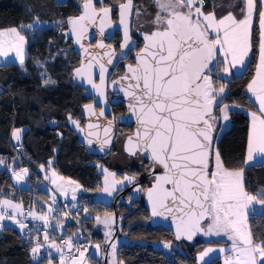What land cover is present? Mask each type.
Segmentation results:
<instances>
[{
    "label": "snow or ice",
    "instance_id": "1",
    "mask_svg": "<svg viewBox=\"0 0 264 264\" xmlns=\"http://www.w3.org/2000/svg\"><path fill=\"white\" fill-rule=\"evenodd\" d=\"M96 8L94 0H84L82 14L70 17L67 23L71 26V33L79 42L87 32L88 25L95 24L99 19V28L103 34L105 27H112V7ZM158 11L152 24L155 30L144 34L143 48L136 53V65H128L127 73L120 81H127L125 95L132 101L129 109L136 113L138 128L134 135L127 137L126 151L130 155L138 152L148 156L152 164L154 183L147 189L148 199L152 204L153 216L170 214L176 225L175 238L185 237L192 240L198 233L204 235H225L231 241L229 248H220L224 255V264H264V240L256 242L249 225V215L255 205L261 206L264 214V189L252 195L245 189L244 167L230 169L225 166L218 149L214 148L213 133L219 119L229 120L228 104H222V94L226 85H220L218 90L213 86L211 76L214 67L225 65L223 71L228 73L230 68L243 65L252 48V31L254 14L257 12L256 0H239L243 7L239 8L241 18H237L232 10L219 18L215 10L203 11L205 0H154ZM216 3L214 0L213 8ZM229 9L235 8L236 3L221 5ZM119 23L123 26V50L129 47L128 17L132 14L133 0H125L118 5ZM141 13L136 11V15ZM38 18L33 23L19 27L0 29V57H9L14 53L20 64L24 63V47L26 38L22 34L24 28L31 29L39 25ZM259 28V63L256 75L247 85L248 92L252 93L257 112L250 113L252 118L248 134L247 153L243 165L260 158L264 162V0H260L258 11ZM83 47V46H82ZM99 47L103 48V41ZM87 53V49H84ZM109 56L108 64H112L114 50L106 52ZM223 57L219 60L218 57ZM39 63V62H38ZM92 59L82 62L74 70L76 76H86L88 83L103 96L102 87L107 69L100 64V83L96 84L91 75ZM45 84L54 83L45 80ZM117 83V81H113ZM222 105V106H221ZM214 107H219V116L213 114ZM91 110L92 105H86ZM96 115L95 112H92ZM100 116L104 111L99 112ZM71 119V117H69ZM79 127L78 121H72ZM112 121L104 128L106 139L103 144L110 143L109 133ZM90 129L99 127L89 124ZM21 129H15L13 137L19 141ZM94 133L89 132V135ZM92 143L91 140L88 141ZM103 148V145H102ZM0 163H3L0 160ZM49 161V167L51 166ZM43 167V166H41ZM162 168L157 174L155 169ZM104 174L103 191L111 194L116 185L124 181L133 182L135 177L125 176L122 181L115 179L116 174L102 169ZM28 169L13 173L17 181L23 180ZM111 177V182H109ZM55 171H52L51 180L57 188H62L57 180ZM74 185V181H67ZM79 185H76L78 188ZM73 188V199L75 190ZM55 203V197H53ZM0 205L12 208L14 212L23 214L22 206L13 204L10 200H0ZM49 212L52 208L49 207ZM87 211V209H85ZM34 219L44 221L48 226L47 214L37 215L29 212ZM0 212V221L5 219ZM8 219H15L8 216ZM114 220L111 214H105L103 220L96 217L98 224L103 223L110 228ZM207 221V226L204 222ZM23 230L27 225L19 220L15 221ZM75 235V234H74ZM111 235L106 232L105 237ZM49 239L47 231L44 240ZM71 250L76 248L79 257L71 256V264H84V251L73 244L72 238L64 241ZM61 253L60 264H66L63 249L52 242L50 245ZM169 243L164 244L169 248ZM41 245L37 240L36 246L31 249L33 257L40 252ZM115 256L116 245H111ZM99 250L100 245H95ZM217 251L206 248L199 254V260L204 261L209 253ZM51 264V261L49 262ZM123 264V262H120Z\"/></svg>",
    "mask_w": 264,
    "mask_h": 264
},
{
    "label": "trees",
    "instance_id": "2",
    "mask_svg": "<svg viewBox=\"0 0 264 264\" xmlns=\"http://www.w3.org/2000/svg\"><path fill=\"white\" fill-rule=\"evenodd\" d=\"M84 0H0V29L21 24H31L38 18L39 22L54 23L66 20L59 30L57 27L32 29L26 31L28 42L24 70L16 63L0 65V158L7 157L6 163L11 164L10 157L14 155L12 130L24 128L21 144L27 161L32 168L28 188L18 187L7 169H0V199L9 198L24 207H37L39 212L44 209L42 200L50 199L47 190L36 185L42 180L34 172L41 166H49L58 174L79 182L86 191L79 202L88 205V212L100 206L109 209L110 214L123 217L121 232L134 241L122 244L118 248L117 258L124 264H197V254L206 242L198 239L191 245L186 242H177L173 233L161 227L150 225V214L139 199H133L136 208L130 210L126 203L117 207H106L91 200L101 187L97 168L93 161L105 164V158H96L88 153L80 143L78 137L67 124L68 117H73L84 124L82 107L87 103L84 90L74 84L72 71L77 66L70 64L63 51L70 44L73 55L72 39H67L64 31L67 20L78 15ZM124 0L109 3L117 5ZM205 9H210L209 0ZM257 1V16L252 32V52L246 69L231 79H224L218 73V66L214 67L213 74L226 85L227 92L222 96V104L237 105L230 111V126L217 135L218 150L230 169L244 167L246 189L256 195L264 189V163L253 166H244L249 132V117L245 109L253 107L246 87L254 75L259 43V29L257 24L260 1ZM232 8L239 14L241 3ZM216 12L221 15L227 7L218 5ZM117 9V8H113ZM118 13V12H117ZM115 13L113 12V15ZM115 18L117 15H114ZM43 62V66L38 65ZM79 64V63H78ZM45 73L54 83L46 85ZM219 107H215L214 114H218ZM119 111H121L119 109ZM118 111V112H119ZM217 131L220 129L219 120L216 122ZM16 168H22L20 166ZM128 194V193H127ZM126 195V194H125ZM84 206V205H83ZM85 210V206H84ZM81 215L80 225L93 237L94 242L102 237L97 230L92 229V221L87 215ZM106 213H103V215ZM249 225L256 242L264 240V214L254 211L249 215ZM120 233V229L118 233ZM27 234L17 229L5 226L0 230V264H46L48 258L34 262L31 249L33 242ZM173 239L174 247L169 255L162 247L164 240ZM94 259L91 257L89 261ZM96 263V261H95ZM207 264H222L220 257L214 258Z\"/></svg>",
    "mask_w": 264,
    "mask_h": 264
},
{
    "label": "water",
    "instance_id": "3",
    "mask_svg": "<svg viewBox=\"0 0 264 264\" xmlns=\"http://www.w3.org/2000/svg\"><path fill=\"white\" fill-rule=\"evenodd\" d=\"M61 1H66V0H61ZM84 2V1H83ZM83 2L81 4V11L78 15L74 16L77 17L79 15L82 14L83 8ZM125 0L122 2L124 3ZM95 6L97 9H99L100 7H97V1L94 0ZM121 4V3H119ZM111 5L110 7L113 8H117L118 9V5ZM106 6V5H103ZM108 7V6H106ZM118 19L114 20L113 17V10L111 13V22H112V27H105L103 34H101L100 32V28H99V19H97L95 24H90L88 25L87 28V32L84 34L83 38L77 42L76 36L73 35L71 33V26L67 23V28L64 31L65 36L67 39H72L73 42V51L80 56L81 58V63H87V61L89 59H92V63H93V67L91 69V75H92V79L96 84L100 83V79H99V74H100V64H104L105 68L107 69L106 73H105V81H104V85L102 87V91H103V96H101L93 87L91 84L88 83L87 77L86 76H76L74 70L76 68H79L81 66V64L77 67H75L72 71L73 75H72V79L74 81L75 85L80 86L83 90H84V95L87 99H91L90 102H87L86 104L83 105L82 107V116H83V121L84 124L80 123V121L76 120L75 118L71 117V119L67 120V124L70 127V129L74 132V134L77 135L80 143L86 148V150L88 151V153L92 154L93 156H95L96 158H104L105 156H107L113 149V145H114V141L116 138V133H117V123L119 125H123V126H131L133 124H135V131L136 132L137 128H138V122H137V115L136 113L132 112L129 109V104L132 102L130 100V98L128 96L125 95V90L127 88V81H120V78L115 79L113 81H117V83H113L110 82L109 83V78L116 66V64L120 61V60H124L126 59L128 52H127V48L125 49H121L119 52H117L114 47L112 45H109L108 42L110 41V39L114 36L115 32H120L121 37H122V41L121 44L123 43V26L120 25L119 23V9H118ZM134 15H135V0H133V9H132V14L128 17V26H129V35L131 37V29H132V23H133V19H134ZM155 30V29H154ZM153 30V31H154ZM148 34V33H145ZM144 36V35H143ZM144 40V39H143ZM103 41L104 47L101 48L99 47L100 42ZM133 41L132 37L130 42ZM93 42H95V44H92ZM145 41L143 42V45L141 48H143ZM130 44V43H129ZM83 46V47H82ZM84 49H87V53L85 52ZM111 50H114L115 52V56L112 57V64H108L107 61L109 59V56L105 55L106 52H109ZM140 51V50H139ZM138 51V52H139ZM135 64H133L132 66H135ZM127 69H128V65L126 66V73H127ZM125 73V74H126ZM125 76V75H123ZM122 76V77H123ZM111 89L113 92H118L119 95L116 96L111 104L108 101V89ZM123 103L126 107V113L121 115L118 118V122H116L115 117L112 113V105H118ZM86 105H92V109L88 110L85 108ZM103 110L104 111V115L100 116L98 115L99 112ZM92 112H95L96 115H93ZM215 112V107L213 109V114ZM72 121H78L79 122V127H77L76 124H74ZM112 121V126H111V131L109 133L110 136V143L104 145L103 142L106 139L105 137V133H104V128L108 126V122ZM89 124H93V125H98L99 127L97 128H92L90 129L88 127ZM89 132L94 133L93 135H89ZM217 128L215 129L213 136V144L215 143V141L217 140ZM134 133L127 135L131 136L134 135ZM127 137L124 141V149L125 152L128 153L126 151V144H127ZM89 140L92 141L91 144H89ZM103 145V148H102ZM140 153V152H139ZM129 154V153H128ZM146 159H149L148 156L144 153H141ZM93 164L96 166L97 168V174L100 178V189L92 195L91 200L94 203H99L102 204L106 207H115L116 206V201L119 197V195L122 192H126L129 189H131L133 185L129 186L132 182H128V181H124L123 184H118L116 185V190L112 191L111 194L104 192L103 188H104V174L102 169L103 168H107L109 172H114L116 174L115 179L118 181H122L123 179H118L117 178V171H114L112 169H110L108 166H106L105 164H102L100 162H96L93 161ZM163 170L160 167H157L155 169V172L157 174L161 173ZM111 177H109V182H111ZM128 187V188H127ZM85 193H81L80 197L84 196ZM144 205L145 207L148 209L149 214H150V225L154 228H158L161 227L166 231H170L173 233L174 239L177 242H187L191 245L195 244L196 241L198 239H200L201 236H203V233H198L197 235H195L193 237L192 240H188L185 237H182L181 239L177 240L175 238V232H176V225L173 222V218L170 214H165L164 216H153L152 215V204L148 199V195H147V191L145 193V198H144ZM207 221L204 222V226L205 223Z\"/></svg>",
    "mask_w": 264,
    "mask_h": 264
},
{
    "label": "rangeland",
    "instance_id": "4",
    "mask_svg": "<svg viewBox=\"0 0 264 264\" xmlns=\"http://www.w3.org/2000/svg\"><path fill=\"white\" fill-rule=\"evenodd\" d=\"M109 3H114L116 2V0H108ZM150 2L151 5L154 4V1L153 0H148ZM214 1V0H212ZM215 1H218L217 3L220 4V5H227L228 3H236L238 2L239 0H230L229 2L226 1V0H215ZM155 5V4H154ZM145 4L143 5H140L138 6V10L140 11V13H143L145 11ZM204 11V10H203ZM205 12V11H204ZM65 22L66 20H58L54 23H46V22H40L39 25H35V29H41V28H48V27H51V26H54V27H57L59 30H61V28L65 25ZM22 34L25 36L26 38V44H25V47H24V53H25V57H26V54H27V47H28V44H27V37H26V34L24 33V31H22ZM63 53L65 54V56L68 58V61L70 64H74V65H78L79 63V59H77L73 53L71 52L70 50V44H68V47H66V49L63 51ZM24 62H25V58H24ZM19 66V68L21 70H24V63L21 65L19 60L17 59V62H16ZM38 65L40 66H43V62H39ZM223 72V71H222ZM223 74V73H222ZM222 74H219L220 76L224 77ZM212 76V79H213V86L215 88H219L220 85H224L223 81L218 79L217 77H215L213 74L211 75ZM45 80H50L51 79L48 77V75H46L45 73ZM50 84V83H48ZM46 84V85H48ZM227 92V89L225 88V92L222 94V96H224ZM231 105V104H230ZM222 106V105H221ZM232 107L229 108V112L232 110V109H235V107H238L237 105H231ZM218 114H214V115H217L219 116V110L217 111ZM218 122V121H217ZM221 123V119H219V124ZM15 129H21V128H15ZM130 130L128 128H124V130L122 131L121 130V134H123V132H129ZM223 131V130H222ZM221 131V132H222ZM219 132H220V129H218V132H217V135H219ZM23 136V129H21V133H20V139L19 141H17L13 135H12V141L14 144H20L21 143V137ZM217 140L215 141L214 143V148L215 149H218V145H217ZM119 146L117 145V150L115 153H112L109 158H108V163L111 165V166H114L120 170H123V168L125 166H127V160H130L128 159V157L123 153L121 152V150L119 149ZM135 163V162H134ZM129 166L131 167V165L129 164ZM21 172V171H20ZM29 173L30 171L28 170V173L26 176H24V179L28 180L29 181ZM45 173V172H43ZM47 178L49 177H46L45 176V180L41 181V182H36V185H38L39 187L47 190L50 194V199L48 200H42L41 201V204L44 206V209L42 211L39 212L38 208L37 207H33V210L32 212L37 214V215H44V214H47V217L49 218L52 213H53V210H54V207H55V203H53V197H55V200L57 198V195L55 193V191L51 188V186H53L56 190V192L62 197V199L64 200H69V201H72V202H76V201H79L80 199V195L81 193H86V191L83 189L82 185L71 179V178H67V177H64L63 176V180L57 182L59 184H61L62 188H57V185L56 184H53L51 181H48ZM67 181H74L75 184L74 185H69L67 183ZM31 186V184H29ZM51 185V186H49ZM76 185H79L78 188H76ZM145 186H143L144 188ZM73 188H76L75 190V199H73ZM262 189H260L258 192H260ZM141 192H142V187L141 186H138L136 187L132 192L126 194L125 198L122 199V203H126V205L128 206V208L130 210H133L134 208H136V205H134L132 203V200L135 199V198H141ZM143 193V192H142ZM258 199H264L263 196H258ZM142 200V199H141ZM121 202L118 203V205H120ZM19 205L22 206V210H23V205L20 203ZM83 205L85 206V209H87V211L84 210V214L83 215H87L88 218H90L92 221V229L93 230H97L98 231V234L102 237L100 240L96 241L94 243V247H93V250H92V253H91V257L94 259L89 261L87 264H120V261L118 260L117 258V253H118V248L120 245L122 244H129V243H132L134 240L132 238H129L126 234L122 233L121 232V228H122V223H123V217L120 216L119 217V220H117V217H116V214H111L114 218V220L111 223V227L108 228V227H105V225L103 223H100L98 224L96 222V217L99 216L101 218V220L104 219L105 217V214L103 215V213H106V214H110V210L109 209H102L100 206L98 207H95L94 209H91V212L89 211L88 212V205L86 202H83ZM49 207L52 208V211L49 212L48 209ZM255 209H256V212H260L262 213V210H261V206L259 204H256L255 205ZM17 215L21 216L20 213H17L15 212ZM32 217V216H31ZM119 221V223H118ZM119 226V229H120V233H118L117 231V228ZM207 226V222L205 223V227ZM58 232L60 234H62L63 230H58ZM106 232H111V235L108 236L107 238L105 237V233ZM44 234H42V240L39 241V243L41 245H43V247H41L40 249V252L37 254V256L33 257V254L31 252V255H32V259L33 261H36V260H40L42 257L46 256L47 255V263L46 264H49V262L51 261V264H60V259H61V253L58 252L56 250V248H52L50 247L49 245L52 243V242H55L57 245H59L62 249L64 247H62L57 240L55 239H48V241L46 242L44 240ZM211 235H203L200 237L201 240L203 241H206L210 238ZM36 243H37V240L34 242L33 247L36 246ZM166 243H169L171 246L169 248H165L164 247V244ZM99 244L100 245V248L99 250H97L95 248V245ZM112 244H115L116 245V249H115V256H113V250H112V247L111 245ZM174 241L173 239H169V240H164L162 243H161V247L169 254L172 256V253L171 251L173 250V247H174ZM206 246V245H205ZM204 248V247H203ZM202 248V249H203ZM200 249L199 252L202 250ZM198 252V254H199ZM198 254H197V264H201V262L207 264L211 258L210 255H208L207 257H205V260L204 261H200L198 262ZM65 260H66V264H71V259L70 258H67L64 254H63ZM96 261V263H95ZM124 264V263H123Z\"/></svg>",
    "mask_w": 264,
    "mask_h": 264
},
{
    "label": "flooded vegetation",
    "instance_id": "5",
    "mask_svg": "<svg viewBox=\"0 0 264 264\" xmlns=\"http://www.w3.org/2000/svg\"><path fill=\"white\" fill-rule=\"evenodd\" d=\"M96 1H97V7H100L101 6L100 0H96ZM143 4H145V6H146L145 11L143 13H141L139 16H137L136 11L138 10L137 9L138 6L143 5ZM154 4L151 5L148 0H135V15H134V19H133V23H132V29H131V37H132L133 41L130 42L129 47L127 48L128 55H127L126 59L120 60L116 64V66H115V68H114V70H113V72L109 78V83L112 82L113 80L118 79V78L122 77L123 75H125L127 65H129V64L133 65L136 63L135 56H136V53L141 49V47L143 45V42H144L143 35L145 33H150L151 31H153L155 29V25L152 24V21L155 18V15L158 11V8ZM103 5L111 6L109 4L108 0H103ZM113 12L115 13L114 15H117L118 9H114ZM114 15H113L114 20H117L118 15L116 18ZM121 41H122L121 34H120V32L117 31V32H115L114 36L110 39L108 44L112 45L114 47V49L117 52H119L121 50V48H120ZM92 44H95V42H93ZM78 57H79V64L77 66H79L81 64V58H80V56H78ZM118 95H119L118 92H113L110 88L108 89V101L110 102V104H111L112 100ZM87 100H88L87 102L91 101V99H87ZM119 109L121 111H119ZM126 111H127L126 107L123 103L118 104V105H112V113L115 117L116 122H118V118L121 115L125 114ZM124 128H128L130 131L129 132H123V134H121V130L123 131ZM134 131H135V124H133L131 126H126V125L123 126V125H119L117 123V133H116V138L114 141L113 149L107 156H105L107 158L106 159V162H107L109 156L112 153L116 152L117 145H118L119 146L118 150L120 149L121 152H123L128 157V159H130V160H127V166H125L123 168V170H120V169H118L114 166H111V165H110L111 167H109V168L118 172L117 173L118 179H123L125 176L135 177L134 181L129 185V186H131L134 184V186L131 189H129L128 191L122 192L119 195V197L116 201V206L114 207L115 212H116L117 207H120L123 204L122 199L125 198V196H126L125 194L132 192L138 186L142 187L143 193L141 192V196H140L141 198L137 197L135 199H139L142 202V204L144 205L145 193H146L147 189L150 188L152 186V184L154 183L153 175L151 174L152 173V164H151L150 159H146L139 152L135 156L130 155V154L125 152L124 141H125L127 135L134 133ZM129 164L131 165V167L129 166ZM143 186H145V187L143 188ZM119 202H121L120 205H118ZM116 217H117V220H119V217L117 215H116ZM118 223H119V221H118ZM118 230H119V226L117 228V231Z\"/></svg>",
    "mask_w": 264,
    "mask_h": 264
},
{
    "label": "crops",
    "instance_id": "6",
    "mask_svg": "<svg viewBox=\"0 0 264 264\" xmlns=\"http://www.w3.org/2000/svg\"><path fill=\"white\" fill-rule=\"evenodd\" d=\"M226 1L229 2L230 0H226ZM259 1H260V0H259ZM217 2H218V1H215L216 5H217V7H218L219 4H218ZM213 3H214V1L209 0V4L211 5V8H210V9H205V8H204L203 10L205 11V13H207V12H211V11H213V10H215V12H216V10H217L218 8L215 7V9H214V8H213ZM228 4H229V3H228ZM228 4H227V5H228ZM256 5H257V1H256ZM257 7H258V6H257ZM229 10H232L233 13H234V15L237 16V18H241L240 15H238L234 9H229L228 7H227V11L224 12L223 14H221V15H219V14L216 12V16H217V18H219V17H221V16H223V15H226L227 12H228ZM259 10H260V9H259ZM256 16H257V12L254 14L253 28H254V25H255ZM257 19H258V18H257ZM257 24H258V20H257ZM24 25H28V24H24ZM19 26H20V25H19ZM19 26H12V27H19ZM35 27H36V26L34 25V27L31 28V29L24 28L23 31H24V33H26V31H29V30L35 29ZM7 28H11V27L1 28V29H7ZM258 29H259V28H258ZM252 32H253V31H252ZM27 44H28V42H27ZM258 45H259V43H258ZM251 52H252V48H251V51L249 52L248 57L245 58V63H244L243 65H237V66L234 67V68H230V71H229L228 73H225V72L223 71V68H224L225 65H223V64H219L218 67H219L220 70L218 71V73H219V74H222V73H223L222 75L224 76V77H223L224 79H231V78L233 77V75H235V74H239V73H242V72L246 69V67H247V64H248V62H249V59H250V57H251ZM25 58H26V57H25ZM218 59H219V60H222L223 57H222V56H221V57H218ZM13 62H14V63L17 62V58L15 57V54H14V53H10V54H9V57H7V58H5V57H0V65H5V64L13 63ZM258 63H259V48H258V52H257L256 67H255L254 75H253L252 79H253V78L255 77V75H256V68H257ZM16 64H17V63H16ZM17 65H18V64H17ZM222 71H223V72H222ZM221 77H222V76H221ZM252 79L250 80V82L252 81ZM250 82H249V83H250ZM1 91H2V86L0 85V93H1ZM246 92H247V95H248V97H249V99H250L252 105H253L252 108H250V109H245V112L247 113V115H248V117H249V131H250L251 123H252V118H251L250 113H252V112H257V110H258V104L254 102V101H255V98L252 96V93L248 92L247 87H246ZM228 115H229V120H228V121H224L223 119H221L219 135H220V133H221L222 130L227 129V128L230 126V123H231V120H230V113H228ZM21 129H23V133H24V130H25V129H24V128H21ZM14 130H15V129L12 130V133H13ZM12 133H11V135H12ZM248 134H249V132H248ZM22 139H23V136L21 137V141H22ZM247 143H248V142H247ZM13 144H14V143H13ZM20 144H21V143H20ZM246 153H247V148H246ZM245 158H246V155H245ZM260 163H264V162H261L260 158L257 157L256 160H254L253 162H250V164L248 165V167H249V166L256 165V164H260ZM0 169H7V171L11 174L14 183H15L18 187H20V188H28V187H30V185H29V184H30V181H28V180H26V179H23V180L17 181L16 178H15V176L13 175L14 172H15V173H19L22 169H26V168H16V167H14V166H12L11 164H8V163H0ZM40 169H41L43 172H45L44 175H45L46 177H49V178H47V180L52 182V180H51L52 171H55V170H54L53 168L49 167V166H47V167H44V166H43V167H41ZM55 172H56V171H55ZM56 174H57V177H58V178H59V177H62V178H63V176L60 175V174H58L57 172H56ZM28 178H29V177H28ZM59 181H61V180L58 179L57 182H59ZM244 184H245V172H244ZM245 189H246V185H245ZM246 191L249 192L247 189H246ZM249 193H250V192H249ZM250 194H251V193H250ZM0 200H10V201H12L13 204H20V203L14 201V200H12V199H9V198H2V199H0ZM23 210H24V206H23ZM23 210H22V212H23ZM0 212H3V213L5 214V217H6L3 221H0V230H1L3 227H5V226H9V227H13V228L17 229L20 233L25 234L24 229L22 230V229L20 228L19 224H17V223L15 222L16 220H19L21 223L24 224V222H25V218L23 217V214H22L21 216H19V215H17V214L14 212V210H13L12 208H5V206H3V205H0ZM8 216H14L15 219H8V218H7ZM28 237H31V240H32L33 244H34V242H35L36 240L41 241V240L43 239V238H42V234H39V233H37V232H33V233H32L31 235H29ZM48 237H49V239H55V240H57V236H56V235H50V234H48ZM212 241H213V243H209V244H207L206 246H204V248L199 252V254H200L201 252H203L206 248H213V249H216L217 251L212 252V253H209V255H210L209 258H211L210 261H211L212 259H214V258L220 257V258L222 259V264H224V255H225V254L220 253V252H219V249H220V248H229L230 245H231V241L228 239L227 236H225V235H223V234H221V235H219V236H218V235H215V234H212V235L210 236V238H209L208 240H206V242H212ZM93 247H94V246H93ZM65 249H67V247L63 248V254H64ZM92 250H93V249H92ZM199 254H198V262H200V260H199ZM64 255H65V254H64ZM42 258H47V255L44 256V257H42ZM42 258H41V259H42ZM67 258H68V257H67ZM70 259H71V258H70ZM32 260H33V259H32ZM36 261H39V260H36ZM36 261H34V262H36ZM88 262H89V261H88ZM88 262H87V263H88ZM87 263H85V264H87ZM199 264H200V263H199ZM201 264H205V263L201 262Z\"/></svg>",
    "mask_w": 264,
    "mask_h": 264
},
{
    "label": "built area",
    "instance_id": "7",
    "mask_svg": "<svg viewBox=\"0 0 264 264\" xmlns=\"http://www.w3.org/2000/svg\"><path fill=\"white\" fill-rule=\"evenodd\" d=\"M206 4L207 1L205 0V5ZM0 160H2L3 163H6L8 158L1 157ZM10 162L14 167L20 166L22 168H32L31 164L27 161L22 144H14V155L10 157ZM34 172L42 181L45 180V175L41 169H34ZM51 188L55 191L57 198L55 200L53 213L48 218L47 228L45 227L44 221L34 219L28 215L30 211L32 212V208L27 206L24 207L23 210V217L25 218L24 224L27 225L24 232L27 235H31L33 232L44 234L47 231V234L56 235L58 243L64 248L67 247L64 244V241L71 237L73 244L79 247L80 251H84V249L87 248L83 258L85 264L91 258L95 242L92 235L80 225L84 206L79 201L72 202L62 199V197L56 192L55 188L53 186H51ZM61 229L63 230L62 234L58 232V230ZM64 254L68 258H71L73 255L79 257V252L76 251L75 247L71 250L67 247Z\"/></svg>",
    "mask_w": 264,
    "mask_h": 264
}]
</instances>
